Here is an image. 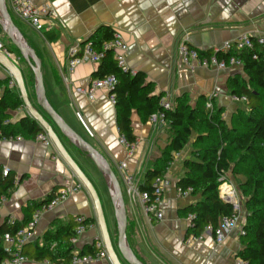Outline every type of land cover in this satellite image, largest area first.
I'll return each instance as SVG.
<instances>
[{
  "label": "crops",
  "instance_id": "obj_1",
  "mask_svg": "<svg viewBox=\"0 0 264 264\" xmlns=\"http://www.w3.org/2000/svg\"><path fill=\"white\" fill-rule=\"evenodd\" d=\"M37 5L51 8L57 28L36 32L26 24L27 34L20 31L42 60L43 82L46 96L53 109L63 120L91 144L109 162L117 178L127 186L116 164L124 161L127 175L134 186L144 182L147 165L158 159L169 142V133L163 124L153 127L149 121L143 123L136 111L131 115V126L136 137L134 151L128 154L120 143L116 123V108L107 94L95 92L91 100L86 90L100 64L89 62L68 68V50L81 44L99 27L117 30L127 43L126 64L134 73L145 74L154 86V95L170 94L171 103L186 95L189 104L212 94L213 103L224 109L223 120L230 126L234 113L247 111V103L236 102L228 88V81L235 76L247 78L243 66L218 70L194 67L190 69L176 63L175 40L183 31L189 32V45L199 50L220 46L226 41L236 40L244 34L264 35V0H34ZM19 21V20H18ZM31 31L34 33H31ZM1 34V33H0ZM1 38V36H0ZM21 69L29 98L35 104L33 84ZM9 77L0 69V82ZM19 94L18 90H16ZM2 86L0 85V96ZM21 98V97H20ZM92 132L90 136L77 118L76 113ZM29 117L25 107L14 112L12 121ZM31 118V117H30ZM89 180L96 188L106 212L111 240L116 245V226L110 219V203L107 188L93 164L60 137ZM193 135L166 172L169 186L162 196L161 220L145 214L136 195L122 189L127 213V240L133 253L143 264H236V254L242 249L240 232L246 220L245 198L240 191L242 176L226 174L227 181L235 191L239 205L238 226L233 229L221 245H216L212 236L203 235L201 240L187 246L184 240L189 228L188 216L183 210L202 200L201 195L179 197L177 181L184 175L183 163L193 159ZM8 168L15 186L0 204V224L13 219L23 222L27 207L40 203L63 186L73 172L61 158L55 147L45 146L33 139L21 141L0 139V169ZM119 180V182H121ZM139 191V190H138ZM87 219L89 228L78 238L74 249L81 252L85 246L94 245L101 238L93 201L83 189L70 194L51 211L44 212L36 223L35 237L24 246L30 250L43 245L46 232H54L67 226L74 219ZM4 246V243H3ZM22 264H45L28 259ZM89 264H111L101 259Z\"/></svg>",
  "mask_w": 264,
  "mask_h": 264
},
{
  "label": "trees",
  "instance_id": "obj_2",
  "mask_svg": "<svg viewBox=\"0 0 264 264\" xmlns=\"http://www.w3.org/2000/svg\"><path fill=\"white\" fill-rule=\"evenodd\" d=\"M114 29L102 26L95 30L80 46L91 43L92 50L102 51L103 46L111 42ZM37 53V52H36ZM106 56L94 72V78L115 75L118 84L114 89L116 123L120 136L125 137L132 145L136 141L131 126V115L136 111L141 121L146 123L154 113L160 111L169 133V142L161 156L155 160L153 168L144 175V182L138 185L140 192L151 193L153 183L162 178L175 153H179L195 135L193 141V159L184 161V175L176 186L185 190L192 189L193 195H201L202 200L189 205L182 212L187 217L193 215L192 227L187 235L200 236L208 227L215 228L222 217L233 215V206L224 202L219 196V186L227 181L226 174L242 176L244 182L240 191L245 198L247 212L241 236L242 249L236 257L248 264H264V45L252 50L223 53L218 52L219 59L232 56L243 63L246 79L235 76L228 81L232 96L247 99V111L234 113L230 126L223 120L224 109L211 101L212 108L207 109V97H200L194 106L189 104L186 95L175 100L170 110L159 106L163 94L154 95V86L147 81L145 74L123 73L117 66L114 52L108 50ZM211 52H202L209 55ZM39 56V54L37 53ZM256 56V58H254ZM40 58V56H39ZM24 62V61H23ZM31 73V70L28 69ZM33 84V77L30 76ZM8 78L0 82V139L10 140L16 137L33 139L44 132L40 124L29 117H22L13 122L14 112L23 102L16 90L8 87ZM15 186L14 179L8 174L2 176L0 169V199L8 196ZM48 199L27 207V217L21 223L7 225V220L0 224V261L6 257L3 249V236L14 235L31 219L34 211L46 203ZM80 224L88 225L87 219L72 220L67 226H61L54 232L48 231L43 236V245L35 246L29 251L22 249L27 259L48 262L50 264H69L72 257L70 238ZM128 238V236H127ZM94 245H87L80 255L95 254Z\"/></svg>",
  "mask_w": 264,
  "mask_h": 264
},
{
  "label": "built area",
  "instance_id": "obj_3",
  "mask_svg": "<svg viewBox=\"0 0 264 264\" xmlns=\"http://www.w3.org/2000/svg\"><path fill=\"white\" fill-rule=\"evenodd\" d=\"M8 7L12 11L13 15L21 22L26 24L28 27L33 29L36 32H41L42 30H48L51 28H57L55 22V16L51 10V8L47 5H37L34 0H8ZM189 32L187 30H183L175 40V56L177 65L186 66L190 69L194 67H203V68H214L218 70H223L226 68H236L243 66L242 61L232 56L228 59H219L217 57L218 52H231L233 50L243 51V50H252L257 45H264V35L252 36L250 34H244L240 38L232 41H226L220 46H212L205 50H199L189 45ZM111 50L114 52V58L117 62L118 68L123 73L134 74L132 70H130L126 64V55L128 52L127 43L122 38L121 34L114 29V35L111 42L107 43L103 46V50L98 52L92 50L91 43L87 42L83 46L80 44H76L69 48L68 50V68L70 71L85 62L100 64L102 60L106 56V51ZM210 51L209 55L201 54L202 52ZM0 52L7 57L10 61H12L17 67H19V62L21 61V57L17 56L14 52L10 51L6 48L3 43L0 41ZM256 58V56H254ZM5 69L0 64V69ZM6 70V69H5ZM7 71V70H6ZM8 72V71H7ZM9 73V72H8ZM118 84V79L115 75H108L103 78H93L90 80L86 94L89 99H93L95 96V92L101 90L105 92L109 98V100L114 104L115 103V93L114 89ZM8 87L14 90H18L17 83L11 73H9L8 77ZM19 91V90H18ZM216 95L212 94L208 97V102L206 104L207 109L212 108V99H214ZM170 94L163 95L159 101V106L164 110H170L173 106L170 99ZM233 100L236 102H245L247 103V99L243 97L233 96ZM25 107L24 104L22 108ZM26 108V107H25ZM77 118L80 120L85 130L90 136L92 132L86 127L83 123L80 114L76 113ZM150 124L155 127H161L165 122L163 121V114L158 111L151 115L149 118ZM15 140L21 141L22 137H16ZM34 141L41 142L45 146H52L53 142L48 134L44 131L38 133L34 138ZM120 143L123 144L127 150L128 154L131 155L134 151V144L129 145L125 139V137L120 136ZM171 165V164H170ZM169 165V167H170ZM116 167L121 174L125 184L127 186V193L129 195H136L139 199L141 206L146 215L155 217L157 220H161L163 214L161 212V204H162V196L164 190L170 185L169 180L166 175L162 178H158L153 183V190L151 193L143 191H138L137 187L134 186L131 182V178L127 175V166L124 161L118 162ZM9 174L8 168L2 169V176H7ZM85 189L83 183L77 179V177L73 174L72 178L67 179V181L55 190L51 194V198L37 208L31 216V219L26 223L25 226L20 228L14 235L6 233L3 236V249L6 253V257L0 261V264H22L28 261V259L22 255L23 247L29 243L36 235L35 228L36 223L44 212L51 211L58 204L64 201L70 194L78 192L80 190ZM219 196L223 201H228L233 206V215L230 217H222L217 226L213 229L208 227L207 230L201 234L200 236H194L193 234H189L188 237L185 238L184 243L187 246L192 245L194 242L201 240L203 235L209 234L212 236L216 245H221L226 236L238 226V214H239V205L235 200V191L228 183V181H223L219 188ZM176 193L179 197H187L192 194V189L187 188L185 190L176 187ZM6 196H3L0 199V204L5 202ZM194 218L193 215L188 216L189 227H192L191 220ZM82 221V219H79ZM15 221L13 219L7 220V225L14 224ZM89 228V225L80 224L75 228L73 236L70 238V244L72 247V257L69 264H89L97 260L107 259L111 264L110 257L106 251L104 241L102 238H98L94 242V247L96 249L95 254H86L80 255L77 250L74 249V245L78 241V238L82 235L86 229ZM240 235H244L243 229L240 232ZM236 264H248L247 262L241 260L240 258H235ZM45 264H50L45 262Z\"/></svg>",
  "mask_w": 264,
  "mask_h": 264
},
{
  "label": "water",
  "instance_id": "obj_4",
  "mask_svg": "<svg viewBox=\"0 0 264 264\" xmlns=\"http://www.w3.org/2000/svg\"><path fill=\"white\" fill-rule=\"evenodd\" d=\"M0 29L32 72L35 104H33L29 98L21 69L1 52L0 64L13 75L18 86L21 100L29 112V118L31 117L40 124L42 129L51 138L61 158L66 162L77 179L83 183L85 190L89 193L95 207L101 238L104 241L106 251L112 264H143L137 259L127 240L126 206L122 187L117 175L104 156L70 128L50 105L43 82L42 60L14 23L9 14L6 0H0ZM60 137H62L68 145L85 156L104 180L116 225L115 246L110 237L101 199L96 188L70 155L64 141H62ZM224 202L229 203L226 200Z\"/></svg>",
  "mask_w": 264,
  "mask_h": 264
},
{
  "label": "rangeland",
  "instance_id": "obj_5",
  "mask_svg": "<svg viewBox=\"0 0 264 264\" xmlns=\"http://www.w3.org/2000/svg\"><path fill=\"white\" fill-rule=\"evenodd\" d=\"M8 2V0H6V3ZM7 8H8V11H9V14H10V16L12 17V19H13V21H14V23L21 29V31L24 33V34H27V32H28V30L29 29H26L25 28V26H24V24L23 23H21L20 21H18V19L13 15V13H12V11L10 10V8L8 7V5H7ZM30 31V30H29ZM0 36H1V38H0V41L3 43V45L6 47V48H8L10 51H12V52H14L17 56H19V53L17 52V50L14 48V46L13 45H11V43L9 42V40L6 38V36L5 35H3V33H2V31H1V29H0ZM31 33H33L32 31H31ZM34 34V33H33ZM19 67H21L22 68V70H23V72H24V74L26 75V76H28V78L30 79V76H32V72L30 73L29 71H28V66L23 62V60L21 59V61L19 62ZM1 69H3V68H1ZM30 70V69H29ZM33 77V76H32ZM187 147V146H186ZM185 147V148H186ZM147 170L148 169H151V167H152V165L151 164H148L147 166ZM119 180H120V178H119ZM169 180V179H168ZM121 181V180H120ZM169 182H170V180H169ZM120 184H121V187H122V189H123V191L125 192V200H126V203L128 204V198H127V194H126V189H125V186H124V183L121 181L120 182ZM107 195H108V193H107ZM108 199L107 200H109V203H110V199H109V196L107 197ZM110 219H112L113 221H114V223H113V225L115 224V219H114V215H113V210H112V206H111V203H110ZM106 218H108L109 216H108V214H107V212H106ZM116 226V225H115Z\"/></svg>",
  "mask_w": 264,
  "mask_h": 264
}]
</instances>
